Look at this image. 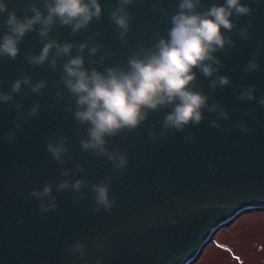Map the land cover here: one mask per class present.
Returning a JSON list of instances; mask_svg holds the SVG:
<instances>
[{
    "label": "water",
    "instance_id": "95a60500",
    "mask_svg": "<svg viewBox=\"0 0 264 264\" xmlns=\"http://www.w3.org/2000/svg\"><path fill=\"white\" fill-rule=\"evenodd\" d=\"M6 2L9 10L15 9L20 16L29 2L43 8L41 0ZM116 2L101 0L106 9L103 19L94 22L89 30L73 36L70 28H57L52 37L61 43L90 39L102 42L114 52L109 65L123 63L138 46H150L157 33L164 35L170 27L166 18L152 10L153 5L159 3L174 11L173 5L179 0H148L131 7L135 20L127 46L121 44L109 19L107 8ZM213 2L223 4L224 0H205ZM243 3L254 9V15L236 22L247 27L251 20L255 27L249 30L254 38L245 41L232 32L236 48L228 55L217 54L225 65L219 75L231 77V86L213 93L209 80L199 72L197 75L200 88L232 117L230 122L220 121L222 128L243 122L252 129L251 133L210 128L209 122L217 117L205 112L207 119L199 127H189L183 134L172 132L167 140L153 144L148 129L155 128L159 133L166 112L152 113L137 131L110 141L111 147L129 155L128 169L120 174L106 158L97 159L81 150L76 132L84 130L64 111V105L54 100L51 82L60 74L47 65L36 67L25 61L29 51L39 54L42 48L37 33L26 36L17 60L0 61V91L9 92L13 81L25 73L34 81L50 82L46 95H29L27 88L16 95L25 112L37 101L42 104L39 117L19 131L12 125L17 115L15 108L0 103V264H81L67 251L76 240L88 244L90 264H95L98 255L104 257V264H192L222 227L245 212L264 211V107L258 102L239 100L236 91L255 85L257 100L264 96V50L257 48L258 43H264V0L259 5L254 0ZM6 19V15H0V35L7 31L3 27ZM96 32L100 36L93 39ZM257 51L261 52V70L246 74L244 67ZM85 56L87 61V53ZM234 106L239 110L234 112ZM9 132L17 135L12 144L4 142ZM55 132H62L70 140L73 158L66 166L74 171L75 165L81 164L86 169L76 178L95 184L106 176L114 177L111 194L118 197V203L111 213L94 214V198L87 190V198L78 205L72 200L77 193L54 191L58 211L45 215H41L38 201L28 199V193L42 189L45 181L73 179L60 175L64 166L46 150L47 140ZM188 134L194 135L196 141L186 142ZM236 141L241 142L239 146ZM106 237L111 247L98 250L96 243ZM182 254L183 260L175 258Z\"/></svg>",
    "mask_w": 264,
    "mask_h": 264
},
{
    "label": "clouds",
    "instance_id": "9594fccd",
    "mask_svg": "<svg viewBox=\"0 0 264 264\" xmlns=\"http://www.w3.org/2000/svg\"><path fill=\"white\" fill-rule=\"evenodd\" d=\"M148 0H117L109 5V19L118 34L122 45L129 43V34L135 17L129 9L136 4H146ZM262 0H254L261 4ZM43 8L35 2H29L23 9V16L15 9L9 10L6 0H0V15H6L3 27L7 29L0 35V61H15L20 57V45L29 33H37L42 48L39 54L29 51L25 61L32 66L44 67L58 72L59 78L51 82L55 89L54 100L64 105V111L70 113L84 131H77L81 150L95 158H106L111 162L117 174L126 172L129 155L120 148L110 146L116 137L127 136L140 129L149 119L150 114L166 112L162 126L157 133L155 128L148 129L150 142L155 144L167 140L172 132L185 133L189 127H199L207 117L205 112L217 118L209 122L210 128L221 132L233 128L245 135L252 129L243 122L230 123L228 129L220 121H231L229 112L212 96L205 94L198 84L199 72L209 80V88L214 93L218 88L231 86V77L219 75L225 67L218 53L230 54L236 48L231 33L247 41L253 39L249 29L255 25L240 27L236 21L242 17H252L254 9L243 0H224L223 4L205 3V0H179L173 5L174 11L153 5L152 10L167 19L170 27L166 34L157 33L153 43L148 47L138 46L126 62L109 65L114 56L111 49H106L102 42L74 43L63 42L52 37L57 28H70L71 35L76 36L90 29L94 22L103 19L105 7L101 0H41ZM100 36L93 34V39ZM264 50V43L257 44ZM104 54H101V51ZM85 53H87V61ZM253 59L244 67L246 74L259 72L261 52L253 53ZM49 81H34L28 74H23L11 84L9 92L0 91V103L15 108L16 118L12 121L14 129L19 131L33 118L39 117L42 104L37 101L26 112L24 105L16 101L17 94L28 89L29 95H46ZM239 100L258 102L264 107V96L257 100L256 86L236 89ZM49 104L48 109L52 110ZM234 112L238 111L233 107ZM254 116V114H252ZM186 142H195L196 137L188 134ZM17 140L16 132H9L4 142L12 144ZM241 142L236 141L239 146ZM70 140L62 132H55L47 140L46 150L55 162L62 167V179L56 183L45 181L42 189L32 190L28 199L38 201L41 215L58 211L56 192H74V204H80L87 198L85 190L92 193L95 207L94 214L111 213L118 203V197L112 195L113 176H106L95 184L76 178L86 169L76 164L75 169L66 165L72 160L69 148ZM210 168L213 165H209ZM111 247L106 237L97 242L96 248ZM67 251L80 260L81 264H90L88 244L76 240L68 245ZM183 260L184 255L176 256ZM95 264H104L103 256H96Z\"/></svg>",
    "mask_w": 264,
    "mask_h": 264
},
{
    "label": "rangeland",
    "instance_id": "374dc122",
    "mask_svg": "<svg viewBox=\"0 0 264 264\" xmlns=\"http://www.w3.org/2000/svg\"><path fill=\"white\" fill-rule=\"evenodd\" d=\"M193 264H264V211L245 212L222 227Z\"/></svg>",
    "mask_w": 264,
    "mask_h": 264
},
{
    "label": "bare ground",
    "instance_id": "6f19581e",
    "mask_svg": "<svg viewBox=\"0 0 264 264\" xmlns=\"http://www.w3.org/2000/svg\"><path fill=\"white\" fill-rule=\"evenodd\" d=\"M242 258V257H241ZM241 258H239V259H241Z\"/></svg>",
    "mask_w": 264,
    "mask_h": 264
}]
</instances>
